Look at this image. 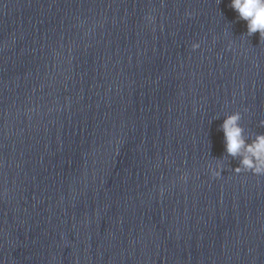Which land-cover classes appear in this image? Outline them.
<instances>
[{
  "label": "water",
  "instance_id": "95a60500",
  "mask_svg": "<svg viewBox=\"0 0 264 264\" xmlns=\"http://www.w3.org/2000/svg\"><path fill=\"white\" fill-rule=\"evenodd\" d=\"M230 2L0 0V264H264L220 130L264 133V40Z\"/></svg>",
  "mask_w": 264,
  "mask_h": 264
},
{
  "label": "clouds",
  "instance_id": "9594fccd",
  "mask_svg": "<svg viewBox=\"0 0 264 264\" xmlns=\"http://www.w3.org/2000/svg\"><path fill=\"white\" fill-rule=\"evenodd\" d=\"M230 7L238 14V19L246 21L247 36L259 32L260 39L264 40V0H231ZM192 48H199V44L193 43ZM240 121L241 113L236 111L226 115L220 125L226 156L239 160V166L233 170L236 174L251 172L264 176V133L248 137ZM260 125L264 126V120L260 121ZM222 171L224 169L218 163L211 174L218 178Z\"/></svg>",
  "mask_w": 264,
  "mask_h": 264
}]
</instances>
